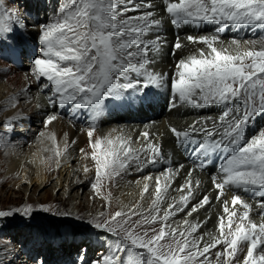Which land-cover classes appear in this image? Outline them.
<instances>
[{
    "label": "snow or ice",
    "instance_id": "1",
    "mask_svg": "<svg viewBox=\"0 0 264 264\" xmlns=\"http://www.w3.org/2000/svg\"><path fill=\"white\" fill-rule=\"evenodd\" d=\"M165 24L173 31L171 43L161 31ZM29 29L36 32L38 54L20 94L35 83L47 95L52 111L43 119L45 129L69 113L73 127L78 116L85 117L87 147L79 151L81 159L92 162L83 172L94 170L93 198L110 202L105 188L119 187L126 176L139 177L127 181L139 189V200L121 203L107 216L85 221L71 212H52L80 222L100 242L95 258L89 257L88 244L78 246L72 264H264V127L255 128L264 120V0H59L51 18L35 22L27 10L0 6V67L11 70L14 38ZM186 29L205 34L181 36ZM245 29L262 35L232 36L227 43L221 38ZM189 47L195 52L180 56ZM165 48L173 58L171 72L153 67ZM161 95L170 110L215 108L217 114L199 115L179 127L168 124L164 132L153 131L155 122L145 123L143 130H134L135 137L121 127L98 134L106 113L150 106ZM19 98H10L16 101L11 107ZM22 119L16 114L0 120V139L15 135ZM39 135L55 145L59 169L77 141L65 140L61 148L54 133ZM166 135L186 163L171 165L163 152ZM158 164V174H145ZM213 167L210 183L196 178L197 171ZM213 202L220 209L217 223L202 232L212 217L200 219L199 213ZM14 214L0 210V218ZM30 214L26 208L24 215ZM28 261L46 264L35 256Z\"/></svg>",
    "mask_w": 264,
    "mask_h": 264
},
{
    "label": "rangeland",
    "instance_id": "2",
    "mask_svg": "<svg viewBox=\"0 0 264 264\" xmlns=\"http://www.w3.org/2000/svg\"><path fill=\"white\" fill-rule=\"evenodd\" d=\"M58 2L59 0H3V4L0 6L8 11H15L17 8L20 12L27 10L30 13V20L35 22L39 19L38 11L34 12L37 5L44 6L45 12L48 13L49 7L52 6L53 10L54 5ZM50 14L48 18L52 17V12ZM258 37L248 36L245 39H257ZM35 44V49L33 48L27 54L25 48L22 52L18 51L20 57L23 58V61L19 60L20 67L26 64L28 70L31 68L29 60L31 61L38 54V45ZM259 46L258 44L257 47ZM23 51H25L24 54ZM27 94L25 93L24 96L27 97ZM19 101L22 102V100ZM7 112L6 109L1 111L0 120ZM43 119L39 124L34 121L30 123L28 125L29 129H32L30 131H22L21 127L16 125L15 135L0 139V144L7 145L0 147V180L4 185L0 187V210L15 213L12 217L0 218V224H3V228L0 229V237H3L0 239V262H3L2 264H6L5 256L13 258L15 252L18 253V257L13 259L12 264H18V261L20 264H25L29 256L47 260L46 264H72L78 246L82 243L89 245V257L95 258L98 250H101L96 233L86 231L85 226L74 219L57 217L52 215V212H71L86 221L93 217H100L101 213H104L105 216L114 213L119 210L121 203H133L112 195V200L106 201V208L100 209L102 199L93 198L90 184L86 185L85 183L87 178L84 179L81 171H76L75 167L82 163L78 147L73 149L74 159L64 164L65 166L61 165L57 173H52L48 181L41 184L35 181V175L38 176L40 172L44 171V164L40 163L37 169L36 166H32L25 160L18 164L11 162L8 158L12 155L22 157L24 154L28 155L34 151L36 144L34 141L41 138L39 134L43 127L40 124H43ZM78 125L79 128L85 130L86 121ZM260 127H264V120L256 123L257 132ZM86 161L88 162V160ZM18 167H20L21 174L15 176ZM39 169L40 171H38ZM36 171L38 174H35ZM9 176H14V178L11 179ZM107 191L108 188H105L104 195L106 196L108 195ZM104 203L105 201H103ZM80 204L83 206H79ZM29 207L31 214L26 216L24 212ZM42 207H49L52 211L45 213L41 211ZM156 227L158 228L159 225ZM101 239L104 238L101 237ZM17 241L19 243H16ZM28 264L31 262L28 261Z\"/></svg>",
    "mask_w": 264,
    "mask_h": 264
},
{
    "label": "bare ground",
    "instance_id": "3",
    "mask_svg": "<svg viewBox=\"0 0 264 264\" xmlns=\"http://www.w3.org/2000/svg\"><path fill=\"white\" fill-rule=\"evenodd\" d=\"M48 13L45 12L44 6L37 5L35 7V13L39 14V21H44L46 17L50 16L52 12V6L49 7ZM33 18V17H32ZM30 22H32L30 20ZM213 26H207L208 29H211ZM164 32L169 42L171 43L173 40V34L171 26L168 24H165L163 29L161 30ZM29 29L28 32H26L24 35H17V38L14 39L13 44L11 45L12 50H14V53H18V51L22 52V50L27 54L30 50L35 49L36 47V41L35 36L36 32ZM190 32V30L182 31L180 34L181 36L187 34ZM192 34H205L204 32H196L191 31ZM229 33V32H227ZM232 36L227 34L224 37H221L226 43L230 41V38ZM33 38V40H32ZM202 47V46H197ZM6 51H8V48H5ZM195 48L189 47L188 49H185L180 56L187 55L190 53L195 52ZM19 55V54H18ZM180 56L177 57V59L180 58ZM19 60L23 61V58L18 56ZM30 59V58H29ZM27 59V60H29ZM8 67H10V71H8L7 68L0 67V113L3 111V109L8 110V112L2 117L1 120H4L8 117H11L13 115H21L24 117V119L19 120L17 122V126L22 131H30L32 129H29L28 125L32 123L33 121L37 124L42 122V119L45 117L46 114L51 113L52 109L48 106L47 103V95L45 93L40 92L35 83H33L32 87L28 90L27 97H25V93L20 94V89L24 87L28 81L31 79L29 74V70L27 69V65L23 64L22 67L19 66L15 62L14 56L11 57L10 60H8ZM30 62V60H29ZM4 60H0V65H3ZM156 71H163V72H171L174 70V62L173 58L168 55V49L165 48L163 53L161 54L159 61L153 65ZM16 95H19V100H22V102L18 101L17 107L13 108L11 107L12 103L16 102L14 98ZM163 95V94H162ZM161 96H158L154 99V102L150 106H144L140 108H135L131 110H113L110 114L106 113L107 119L100 123L98 125V134H106L110 128L114 127H121L126 132H129V134L135 135L137 134L134 130L139 128L140 130H143V125L145 123L149 122H155L153 131L159 130L160 132L166 131L168 124H173L175 126H182L183 123L187 120L190 121L192 119H195L199 115H215L217 114V110L215 108L212 109H191V108H177L172 110L170 113L163 116L164 108H162V104H166L165 100ZM39 105V108H38ZM263 121V120H262ZM79 123L77 122L75 124V127H73V122L70 121L68 116H63L62 118L58 119L57 121L53 122L48 129L44 128L43 124H40L42 126V132H46L47 134L54 133L57 137L59 146L63 148L65 140H76L77 143L74 147H71L69 149V156L67 159H65L62 163V165L67 164L70 160L72 161L74 159V153L73 149L75 147L80 148H86L87 147V138L84 134L85 130L79 128ZM18 128V129H19ZM65 133H67V137L65 136ZM251 134V131L248 133V135ZM7 140V139H6ZM34 146V151L28 155H23L22 157H16L11 156L8 159L15 163H21L24 162V160L28 163H31L32 166H36L35 168H39V164L41 160H47L48 163L44 164V171L40 172L39 174L35 175V181L38 183H44L47 182L51 174L57 173L58 169L55 164V145H53L52 141L47 138V135L41 138H37V140ZM33 143V142H32ZM10 144V143H9ZM9 152V151H8ZM163 152L166 157H170V163L172 166H175L177 163H186L182 155L180 154V151L175 147L174 139L170 135H166L163 138ZM81 156V153H80ZM49 158H51L49 160ZM82 163L78 164L75 168L76 171L82 172V176L84 177L86 185L89 183L91 179H94V170L88 174H85L83 172V166L87 165L88 167L92 168V162L90 159H88V162L84 159H81ZM169 161L166 159L165 165H167ZM65 166V165H64ZM20 167L17 168L15 176L21 174V170H19ZM60 168V167H59ZM161 170V165L158 164L155 168H149L146 170L145 174L148 172H152L154 174H158ZM40 171V169L38 170ZM209 172V171H208ZM212 172V171H211ZM196 178H199L207 183H210V175L207 173V170L204 173L196 172L195 174ZM11 179L14 178V176H9ZM137 174H133L130 176H126L123 181L120 182L119 187L112 186L109 191L112 195L121 197L122 199H126V201H131L135 203L137 200H139L138 191L139 189L135 184L128 185L127 181L129 180H136L138 179ZM182 182V180L180 181ZM83 183V180H82ZM3 181L0 180V187H3ZM7 191H10V189H7ZM173 195H176L175 192L172 193ZM232 193H229L228 196L230 198V195ZM106 196V195H105ZM58 201V200H57ZM103 201L105 203L103 204ZM106 201L107 200H101L100 203V209L106 208ZM51 202V201H50ZM56 202V201H54ZM59 202V201H58ZM150 202V197L144 202V207H147L148 203ZM252 202V201H250ZM37 205V204H33ZM50 205V204H49ZM79 206H83L80 204ZM220 211L218 206L213 202V206L208 211L201 210L199 213V218L203 219L206 216H211V221L204 226L201 231L202 232H208L214 230V225L217 223V214ZM181 217H177L176 219H181ZM253 219L258 220V216L254 213ZM63 224V223H62ZM48 236V235H47ZM61 254V252H59ZM18 253H14L13 258H9L8 256L5 260L6 264H9V261L13 262L14 258H17ZM19 258L22 259V257L19 256ZM47 261V260H46ZM3 263V262H2ZM18 264H20V261H18Z\"/></svg>",
    "mask_w": 264,
    "mask_h": 264
},
{
    "label": "trees",
    "instance_id": "4",
    "mask_svg": "<svg viewBox=\"0 0 264 264\" xmlns=\"http://www.w3.org/2000/svg\"><path fill=\"white\" fill-rule=\"evenodd\" d=\"M104 239H106V237H103Z\"/></svg>",
    "mask_w": 264,
    "mask_h": 264
}]
</instances>
